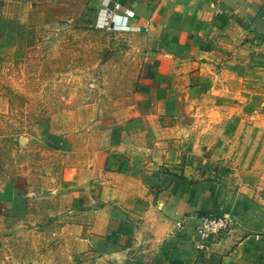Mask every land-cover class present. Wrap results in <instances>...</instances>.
Returning a JSON list of instances; mask_svg holds the SVG:
<instances>
[{
    "label": "rangeland",
    "instance_id": "obj_1",
    "mask_svg": "<svg viewBox=\"0 0 264 264\" xmlns=\"http://www.w3.org/2000/svg\"><path fill=\"white\" fill-rule=\"evenodd\" d=\"M254 1L264 16V0ZM99 6L100 0H0V264L79 259L68 178L87 163L97 138L124 128L106 118L135 89L152 46L143 29L96 28ZM239 24L233 47L201 65L206 74L176 131L187 140L192 177L232 191L222 209L234 224L224 237H263L264 26L256 34ZM88 105L100 113L80 125L86 115L74 111ZM24 250L28 257L19 254Z\"/></svg>",
    "mask_w": 264,
    "mask_h": 264
},
{
    "label": "crops",
    "instance_id": "obj_2",
    "mask_svg": "<svg viewBox=\"0 0 264 264\" xmlns=\"http://www.w3.org/2000/svg\"><path fill=\"white\" fill-rule=\"evenodd\" d=\"M107 1L119 4L112 28L143 29L152 46L135 89L106 118L124 128L97 138L68 178L76 264H264V235L201 236V215L224 211L233 195L213 178L192 177L187 140L176 131L205 59L233 47L241 22L260 32L264 16L254 0H100L98 14ZM75 112L86 115L80 125L100 113L95 105Z\"/></svg>",
    "mask_w": 264,
    "mask_h": 264
},
{
    "label": "built area",
    "instance_id": "obj_3",
    "mask_svg": "<svg viewBox=\"0 0 264 264\" xmlns=\"http://www.w3.org/2000/svg\"><path fill=\"white\" fill-rule=\"evenodd\" d=\"M109 1H107L98 14V20L95 22L96 28H111L113 21H111L119 4L115 2L113 8H109ZM233 217L227 211H219L217 213H206L201 215L198 224V231L204 239L215 241L225 236L233 227ZM200 249H206L205 245H200Z\"/></svg>",
    "mask_w": 264,
    "mask_h": 264
},
{
    "label": "trees",
    "instance_id": "obj_4",
    "mask_svg": "<svg viewBox=\"0 0 264 264\" xmlns=\"http://www.w3.org/2000/svg\"><path fill=\"white\" fill-rule=\"evenodd\" d=\"M10 253V255L13 257V256H17V254L18 253H14V252H9ZM42 254L44 253V252H41ZM7 254V253H6ZM19 254H21V256H24V257H28L29 256V253H28V251H26V250H24V251H21V253H19ZM29 264H31V263H29Z\"/></svg>",
    "mask_w": 264,
    "mask_h": 264
},
{
    "label": "water",
    "instance_id": "obj_5",
    "mask_svg": "<svg viewBox=\"0 0 264 264\" xmlns=\"http://www.w3.org/2000/svg\"><path fill=\"white\" fill-rule=\"evenodd\" d=\"M113 2L109 4V8H113Z\"/></svg>",
    "mask_w": 264,
    "mask_h": 264
}]
</instances>
